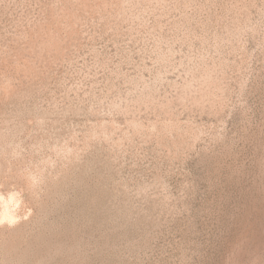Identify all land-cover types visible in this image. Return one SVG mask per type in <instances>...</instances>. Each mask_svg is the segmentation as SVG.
Masks as SVG:
<instances>
[{
	"label": "rangeland",
	"instance_id": "rangeland-1",
	"mask_svg": "<svg viewBox=\"0 0 264 264\" xmlns=\"http://www.w3.org/2000/svg\"><path fill=\"white\" fill-rule=\"evenodd\" d=\"M0 264H264V0H0Z\"/></svg>",
	"mask_w": 264,
	"mask_h": 264
}]
</instances>
